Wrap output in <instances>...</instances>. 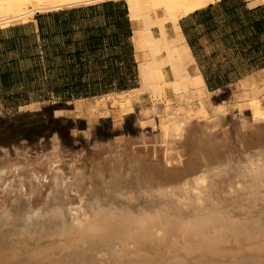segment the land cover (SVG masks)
<instances>
[{"label":"bare ground","instance_id":"6f19581e","mask_svg":"<svg viewBox=\"0 0 264 264\" xmlns=\"http://www.w3.org/2000/svg\"><path fill=\"white\" fill-rule=\"evenodd\" d=\"M100 1L0 0V24ZM216 1L127 0L140 89L157 98L138 113H161V131L94 143L67 162L55 135L35 158L4 150L0 264H264V129L240 121L224 135L179 26ZM238 88L264 90V69Z\"/></svg>","mask_w":264,"mask_h":264},{"label":"crops","instance_id":"0c3cea01","mask_svg":"<svg viewBox=\"0 0 264 264\" xmlns=\"http://www.w3.org/2000/svg\"><path fill=\"white\" fill-rule=\"evenodd\" d=\"M105 1L85 4L88 6L84 7H63L44 11V13L40 12L38 15L45 17L38 19L36 15L25 26H13L21 27L17 33L7 31L13 27L0 30V58H4L0 59V86L6 89L1 82L6 83L7 79L4 78V74L8 69L12 70L15 67L26 71L33 65H37L38 71L44 75L65 69L85 75L124 73L126 43L132 47L133 62L136 64L131 42L132 21L128 16L126 1L127 17L131 22V35L127 40L123 34H119V28L112 23L111 17L103 15L102 9L97 11L98 13L78 12L72 17L58 19L46 16L58 11L98 5ZM28 26L31 27L30 33L24 30ZM179 26L194 60L187 66L188 71L193 74L200 72L206 89L214 90L226 86L246 75L264 69V65H257L264 61V3L250 4L248 0H218L182 17L179 20ZM167 32L174 35L171 26L167 28ZM222 52H224L223 58L237 60L232 70L222 72L220 69H211L210 65L214 66L212 63L220 56V53L222 55ZM8 54L15 57H9L7 60L5 56ZM252 59L256 62L253 63ZM29 61L33 63L28 65ZM205 65L207 69L204 68ZM236 65H244L246 68L238 70ZM204 72L207 75L225 72L230 73L231 76L236 73L244 74L230 79L222 86L211 89L208 87ZM131 88L133 87L128 89ZM124 90L115 91H118L116 92L118 94ZM112 92L107 93L114 94ZM103 94L106 93L72 97L66 101L77 98L89 99ZM60 103V101L56 102V104Z\"/></svg>","mask_w":264,"mask_h":264},{"label":"rangeland","instance_id":"374dc122","mask_svg":"<svg viewBox=\"0 0 264 264\" xmlns=\"http://www.w3.org/2000/svg\"><path fill=\"white\" fill-rule=\"evenodd\" d=\"M116 1L127 2V0ZM84 6L88 5L83 4L76 7ZM38 14L33 15V19ZM31 21L22 24H0V30L18 25L25 26ZM165 26L167 30L171 25L166 23ZM24 30L30 33L31 27L28 26ZM153 31L154 33L159 32L158 25L153 27ZM223 54L224 52L222 55L220 53V56L212 63L214 66L210 65L211 69H220L222 72L228 69L232 70L237 60L235 58L225 59L222 57ZM9 57L15 56L8 54L5 59L8 60ZM134 59L137 76L136 80L133 81V84L136 85L133 87L135 92L133 90L132 93L116 94L118 91H113L114 94L107 97L100 95L89 99L77 98L66 101V98L56 97L52 93L47 92L45 94L46 91L43 90H36L32 87L24 89L22 83H17L7 89L0 86V158L4 157V150H8L12 158L16 156V150H21L32 158L41 153L45 154L51 150V137L53 135L58 138L62 162H67L78 152H94L95 150L92 149L94 143L103 144L121 137H138L140 134L152 136L159 133L162 127L161 113L155 112L146 116L139 114V105L152 106L157 98H153L151 89L147 91L140 89L135 52ZM31 63L33 61H29L28 65ZM22 66L25 67L24 64ZM22 66L19 65V67ZM166 68L171 70V67L165 66ZM204 68L207 69V65ZM237 68L241 70L245 69L246 66L241 65ZM125 69L130 70L127 62ZM170 74L169 77H171ZM162 83L164 84V82ZM163 88H165L164 92L166 91L169 96H172L171 87L165 86ZM206 91H208L207 98L210 106L219 107V122L223 127L224 135L228 133L227 136L230 139L234 138L235 128L240 121L241 123L247 122L246 124L251 128L264 129V112L258 115L255 108L256 104H253L252 99H260L264 104L263 89L255 92L256 89L248 88L245 92H241L238 88V80H236L234 83L214 90L207 88ZM236 92L240 95L239 98H237ZM129 95L131 97L133 95V97L130 98ZM59 101L61 103L56 104ZM61 118H67L69 121L64 122ZM37 120L40 122L35 123L32 128H22L21 126L24 122Z\"/></svg>","mask_w":264,"mask_h":264},{"label":"trees","instance_id":"16d2710c","mask_svg":"<svg viewBox=\"0 0 264 264\" xmlns=\"http://www.w3.org/2000/svg\"><path fill=\"white\" fill-rule=\"evenodd\" d=\"M102 9L103 15L105 17H111L112 23L119 28V34H123L127 38L131 35L130 22L127 17V10L124 1H105L98 5H92L81 9H72L69 11H58L50 15L53 18L60 17H72L78 12L90 11V13H98ZM42 15H38L36 18L40 19ZM40 26V25H39ZM21 27H13L8 29L9 32L17 33ZM127 48L125 51V65L127 62L130 70L124 71V73H110V74H83L79 72H74L65 69L61 72H51V73H40L38 71L37 65H33L26 71H21L19 68H13L12 70H7L4 74L6 83L1 82L2 85L7 88L13 87L17 83H22L24 89L34 88L36 90H43L54 94L56 97H63L70 99L72 97L79 96H92L102 93H107L115 90H124L130 87L136 86L133 81L136 80V64L133 62L132 47L126 43ZM15 50V48H14ZM252 62L254 59H252ZM259 66L264 65V61L257 64ZM132 70V71H131ZM39 72V73H38ZM244 73H236L230 75V73H217L216 75H207L204 72L206 82L209 88H214L216 86H222L230 81V79L242 76ZM2 76V75H1ZM45 76V78H43ZM3 78V76H2ZM10 78V79H9ZM132 82V83H131ZM3 87V86H2ZM64 122H68L69 119L61 118ZM40 121H28L22 123V128H32L35 123Z\"/></svg>","mask_w":264,"mask_h":264},{"label":"water","instance_id":"95a60500","mask_svg":"<svg viewBox=\"0 0 264 264\" xmlns=\"http://www.w3.org/2000/svg\"><path fill=\"white\" fill-rule=\"evenodd\" d=\"M125 135V134H124Z\"/></svg>","mask_w":264,"mask_h":264}]
</instances>
